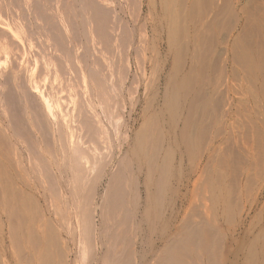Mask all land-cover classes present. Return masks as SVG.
I'll list each match as a JSON object with an SVG mask.
<instances>
[{
  "label": "bare ground",
  "instance_id": "1",
  "mask_svg": "<svg viewBox=\"0 0 264 264\" xmlns=\"http://www.w3.org/2000/svg\"><path fill=\"white\" fill-rule=\"evenodd\" d=\"M248 2L0 0V235L10 252L51 264L58 246L64 264L68 243L55 234L66 232L74 258L88 248L94 264H264V189L251 201L241 184L253 148L245 132L239 145L217 128L235 79L264 95V40ZM152 235L158 249L144 257Z\"/></svg>",
  "mask_w": 264,
  "mask_h": 264
},
{
  "label": "rangeland",
  "instance_id": "2",
  "mask_svg": "<svg viewBox=\"0 0 264 264\" xmlns=\"http://www.w3.org/2000/svg\"><path fill=\"white\" fill-rule=\"evenodd\" d=\"M247 2L249 3L248 4V7H250L251 11L254 12V15H257L256 16V20H258V22H259V24H257V25L259 26L260 32H261V34H259V37H260L261 40H264V0H240V4L239 5L245 6ZM238 32L239 31H236V34ZM239 70H241L239 68V66L237 64H234L233 69H232V72L238 73ZM232 85L234 87L232 89V95L230 96L231 97L230 99L232 101V105H231V108H230V114L228 116H226V117H223V118H220L219 119V121L217 123V128L219 129L220 132L222 131L221 132L222 134L225 131L226 132H230V130H231V133L234 134L235 139L237 140V142H238L239 145H241V143L244 142V140L241 137V134H242V132H245V139L248 142L249 146H251L253 148V150H251V153L249 154V157L251 155L253 156V161L250 162L249 164H247L248 166H250V164L252 163V167H251L252 169L250 171H248L249 179L250 180L247 181V182H245V180H242V182H241L242 185H245L248 188V194H247L246 199H249V200L253 201V199L257 195V191H258L257 189H259L260 187H262L264 189V95L261 97V99H260L261 101H259L256 98L255 85L252 82H249L248 83V82L242 80L240 77L237 78V79H235V81L232 82ZM258 133L261 135V138L260 139L263 142L261 147L255 146L251 142L253 139L256 138V136H257ZM261 168H262V170H261ZM243 178H244V176H243ZM61 209H60V211H63L64 210L62 207H61ZM56 217H57V220H59V217L58 216H56ZM165 218H167V216H165ZM161 222H163V224H164L166 222V220H163ZM161 226H162V224H161ZM54 233H56V232H54ZM58 233H60V232H57L55 234L56 237L57 238L58 237L59 238L62 237L60 239V241H62V239H64L63 241H66L68 243L67 248L69 250H66L67 248L65 247L66 248L65 249L62 246V244H60V247L62 246L61 247L62 249L59 247V250H62L61 254L62 253H65V251H67L66 252L67 255L64 254V256H65L64 264H76L75 261H77V264H80L81 263L80 262L81 260H82V263L83 264H88V263H85L83 260H85L86 262L88 261L90 264H94V262L92 261L91 255H88L90 257H88L86 255V252L85 251H89L88 248H86V250H85V248L82 249L84 252L80 249L79 250V253H81V251L83 253H81V255H79L78 259L77 258H74V255H78L77 254L78 252L76 253V250H74V248H73L74 246L70 243L71 242V238H70L71 235L69 236V234H67L66 232H62V234L61 233L58 234ZM63 233H66L67 235H65ZM139 233L140 232H138L136 234V236L138 237L137 238V241H136V238L134 239L137 242V247L139 246L138 243H140L139 240L141 239L140 237L142 236V235H139L138 236ZM140 234H142V233H140ZM6 236H7V234L5 236H1L0 235V238H3V239H0V240L1 241L3 240L2 242H4V243H2L0 241L1 242L0 243V248H1L0 255L2 256V257L0 256L1 257L0 258V262H1V259L4 262V263L1 262L0 264H6V263L7 264H23L24 261H25L24 264H26L27 262H29V261H27L28 260V258H27L28 257V254L27 253L30 252L29 249L26 248L28 250V252H26L27 250H25V252H24V253H26V255H25L26 257L24 256L23 252L20 253L21 250L23 251L22 248H20V249L18 248L20 250V252H18V254H17V251L18 250L16 249V247L15 248L12 247L11 248L12 251L10 252L9 249H10V246L11 245L10 246L7 245V244H10V243H9L8 238L6 239ZM7 237L10 238L9 234H8ZM155 237L157 238L156 235H152L151 238H149V239H151V241H149V239L147 240V242L149 241L147 244L150 243L149 244L150 246L149 245H145L146 253L144 255L142 254L143 253L142 252L143 250L141 251V249L137 248L138 251L140 250L139 251L140 253L142 252L141 254L144 257L148 254L147 253V250L150 249L149 247H152L151 245H153L152 249L154 247H155L154 250L155 249H158L159 242H158V238L156 240ZM1 244H3V245H1ZM6 246H8V247H6ZM57 247L58 246H56L55 247L56 250H54L55 251V253H54L55 255L52 256V258L55 257V258H53L54 260L52 259V262H55V264H60L62 262L61 259L64 260V258H63L62 255L60 256V252L57 251L58 250ZM15 249L17 251H15ZM74 251H75V254H74ZM1 252H3V253H1ZM4 252H5L6 255L4 254ZM13 252L16 253V255ZM89 253H90V251L87 252V254H89ZM10 254L11 255L13 254L16 257H12L13 255L10 256ZM21 254L23 256H21ZM56 255L57 256L59 255L60 258H59V256L57 257ZM18 257H22L21 258V261L19 260L20 262H13V261H17V259L15 260V258H18ZM23 257H25V258H23ZM82 257H84V258L81 259ZM7 258H8V260H7ZM151 258H149V261H147L148 262L147 264L152 263V259ZM9 259H12L13 261L12 260H9ZM24 259H27V260H24ZM55 259L60 260V263H57L58 261L56 262ZM75 259H77V260H75ZM22 260H24V261H22ZM150 260H151V262H150ZM71 261H73V262H71ZM52 262H51V264H54ZM78 262H80V263H78Z\"/></svg>",
  "mask_w": 264,
  "mask_h": 264
}]
</instances>
